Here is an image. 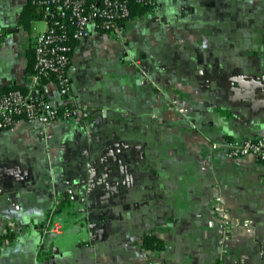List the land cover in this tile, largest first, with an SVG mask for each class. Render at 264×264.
I'll list each match as a JSON object with an SVG mask.
<instances>
[{
  "label": "crops",
  "instance_id": "0c3cea01",
  "mask_svg": "<svg viewBox=\"0 0 264 264\" xmlns=\"http://www.w3.org/2000/svg\"><path fill=\"white\" fill-rule=\"evenodd\" d=\"M33 5L0 0V93L26 88ZM67 75L42 94L86 119L0 131V264H264V162L212 146L264 133V0H156Z\"/></svg>",
  "mask_w": 264,
  "mask_h": 264
},
{
  "label": "built area",
  "instance_id": "2783aa9c",
  "mask_svg": "<svg viewBox=\"0 0 264 264\" xmlns=\"http://www.w3.org/2000/svg\"><path fill=\"white\" fill-rule=\"evenodd\" d=\"M42 8L46 29L38 34L33 46V71L28 75L26 88L0 93V131H13L19 122L44 124L49 121L86 119L88 109L65 103L54 105L41 91V80L52 77L58 93L67 99L71 83L67 67L73 42L88 38L94 31L119 32L130 17L129 0H32ZM138 5L153 7L156 0H133ZM67 105V106H66ZM50 139L49 133H44ZM231 158L249 155L264 162V133L254 137L233 138L220 144ZM216 210L224 226L228 214L219 205ZM59 222L46 223L44 233H60Z\"/></svg>",
  "mask_w": 264,
  "mask_h": 264
},
{
  "label": "trees",
  "instance_id": "16d2710c",
  "mask_svg": "<svg viewBox=\"0 0 264 264\" xmlns=\"http://www.w3.org/2000/svg\"><path fill=\"white\" fill-rule=\"evenodd\" d=\"M34 7H39V14L42 16V8L37 5V4H34L33 5ZM146 7L144 6H141V5H138L137 3H135L133 0H129V9H130V16L133 14V13H139V12H142V10H144ZM122 26V25H121ZM76 42H73L72 43V46L75 45ZM28 71L31 73L33 71V61L31 63H29V67H28ZM51 79H53L52 77L50 78H44L41 80V88L42 89V86L44 85V83L48 82V81H51ZM7 91V90H6ZM5 91V92H6ZM42 93V91H40ZM69 105V104H67ZM66 105V106H67ZM164 246V243L161 239L157 238L155 235H150V234H147V235H144L143 238H142V247L144 249H154V248H162Z\"/></svg>",
  "mask_w": 264,
  "mask_h": 264
},
{
  "label": "rangeland",
  "instance_id": "374dc122",
  "mask_svg": "<svg viewBox=\"0 0 264 264\" xmlns=\"http://www.w3.org/2000/svg\"><path fill=\"white\" fill-rule=\"evenodd\" d=\"M215 210H216V208H215ZM217 213H218V215H220L218 211H217ZM219 219H220V217H219ZM220 223H221V225L223 224L222 219L220 220Z\"/></svg>",
  "mask_w": 264,
  "mask_h": 264
}]
</instances>
